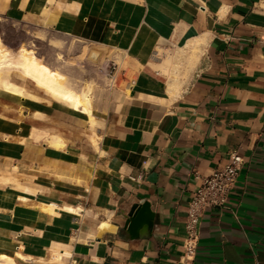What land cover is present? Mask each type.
<instances>
[{"label": "crops", "instance_id": "0c3cea01", "mask_svg": "<svg viewBox=\"0 0 264 264\" xmlns=\"http://www.w3.org/2000/svg\"><path fill=\"white\" fill-rule=\"evenodd\" d=\"M0 19L128 58L120 87H96L92 120L29 84L0 90V250L29 264H264V0H0ZM232 151L236 185L206 209L187 261L198 175ZM146 200L154 224L132 236Z\"/></svg>", "mask_w": 264, "mask_h": 264}, {"label": "rangeland", "instance_id": "374dc122", "mask_svg": "<svg viewBox=\"0 0 264 264\" xmlns=\"http://www.w3.org/2000/svg\"><path fill=\"white\" fill-rule=\"evenodd\" d=\"M38 34L42 35L38 37ZM0 37L9 47L16 48L19 45L35 47L34 49L39 54H43L50 66L61 70L71 79L72 85L77 90L86 88L91 81L101 86L104 91L122 85L123 67L126 66L128 58L116 48L5 19H0ZM110 72H116L117 82L112 83L113 73ZM14 77L17 82L29 84L26 85L27 89L39 93L38 96L55 99L33 82L26 81L20 72L14 71ZM108 96L103 95L101 103L106 101Z\"/></svg>", "mask_w": 264, "mask_h": 264}, {"label": "bare ground", "instance_id": "6f19581e", "mask_svg": "<svg viewBox=\"0 0 264 264\" xmlns=\"http://www.w3.org/2000/svg\"><path fill=\"white\" fill-rule=\"evenodd\" d=\"M106 39L111 42L110 36H107ZM203 42L202 39L192 40L182 48L183 50H190L189 61L192 62L195 58L194 55L201 50ZM34 48L23 45H19L16 48L9 47L0 37V90L25 95L26 88L20 85L14 77V71H17L20 72L24 79L32 81L37 87L46 91L50 97L52 96L74 109L84 112L92 120L95 116H93L94 97L96 87L99 85L91 81L87 84L86 88L77 90L72 85L71 79L64 72L50 66L42 56L43 54H39ZM55 137L57 138L56 140L54 139ZM60 139L58 136H53L51 142L59 146L62 144V140H64L63 138ZM54 204L48 205L47 207L53 209ZM64 207L76 211L72 205H64ZM6 244L11 245V242H6ZM31 259L29 255L22 251V248L16 250H0V264H29Z\"/></svg>", "mask_w": 264, "mask_h": 264}, {"label": "built area", "instance_id": "2783aa9c", "mask_svg": "<svg viewBox=\"0 0 264 264\" xmlns=\"http://www.w3.org/2000/svg\"><path fill=\"white\" fill-rule=\"evenodd\" d=\"M134 81L131 79L130 83ZM114 82H117L116 72L112 75V83ZM243 163L244 156L238 151H232L225 164L218 166L208 175H198L200 183L196 186L187 208L184 254L187 261L195 258L206 209L227 204Z\"/></svg>", "mask_w": 264, "mask_h": 264}, {"label": "water", "instance_id": "95a60500", "mask_svg": "<svg viewBox=\"0 0 264 264\" xmlns=\"http://www.w3.org/2000/svg\"><path fill=\"white\" fill-rule=\"evenodd\" d=\"M154 219L155 212L151 209V203L146 200L133 205L126 221V227L132 236H138L142 226H146L147 229L152 228Z\"/></svg>", "mask_w": 264, "mask_h": 264}]
</instances>
